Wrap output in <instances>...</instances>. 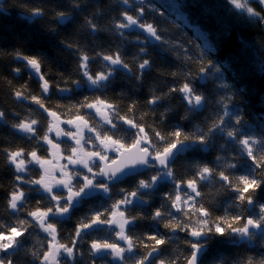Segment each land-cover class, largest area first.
Listing matches in <instances>:
<instances>
[{"label": "snow or ice", "instance_id": "1", "mask_svg": "<svg viewBox=\"0 0 264 264\" xmlns=\"http://www.w3.org/2000/svg\"><path fill=\"white\" fill-rule=\"evenodd\" d=\"M119 2L130 6V0ZM69 3L73 10H82L80 0H69ZM192 6L199 7V0H192ZM21 7H27L23 0ZM171 7L180 20H185L181 9L187 10L186 5L173 4ZM4 8L5 2L0 0V14H3ZM146 8L156 11L150 4L146 5L145 0H138L136 15H130L127 10L120 12L121 19L112 21L111 31L124 39L125 32L122 30H142L147 34L146 41L173 57L177 70L172 71L171 76L181 83L179 86L174 83L161 95L152 89L146 104L155 115L154 107L173 93H179L184 106L180 120L191 124V130H186V126L179 123L170 131L163 130L167 113L172 111L170 107H165L160 113L158 126L156 122L148 124L145 121L148 113L139 118L128 115L135 112L136 102L129 104L128 113L121 114L119 105L104 96L119 70H124L130 78L141 83L145 72H151L153 62L150 58L141 57V54L147 56L148 50L143 46L144 42L139 41V36L136 39L142 46L134 57L135 73L119 47L115 51H96L90 56L79 43L61 41L77 57L74 71L79 79H72L71 84L75 88L86 86L100 95L91 99L85 96L82 101L67 106L57 104L54 109L47 107L43 99L50 95L51 86L41 71L40 57L14 52L12 59L23 63L30 74H35L41 82V95H32L30 99L47 113V128L41 136V121L25 117L13 123L11 128L23 133L28 140H35L36 147L27 152L23 148L0 149L6 156L7 165L14 167L17 182L9 194L7 209L11 213L26 210L29 197L20 185L38 186L30 191L40 194L35 210L27 211L31 220L17 218L14 223L0 222V264H81L82 261L95 264L96 257L110 258V264H203V257L210 251L214 238H220L217 243L244 247L248 251L264 249V202L258 201L255 195L264 188V121L257 129L246 128L241 110L237 107L230 109L229 105L235 104L237 95L241 96L242 103L244 90L226 80L227 67L215 59L231 37L224 17L249 25L257 24L264 29V0H221L218 5H208V16L217 19L220 26L215 34L211 28H196V39L200 41L195 45L196 51L191 48V40L166 38L162 34L164 29L156 23L144 22ZM217 8L222 9L223 14L217 12ZM49 14L53 15V22L57 25L74 22V11L54 10ZM45 15V7L33 6L28 9L26 18L42 19ZM100 16L101 11L97 9L84 18L82 28L89 35L104 30L98 23ZM49 31L55 32V29ZM96 61L101 62L100 70L93 72L90 65ZM194 64L197 65L196 71L192 69ZM12 71L18 75L21 69L17 67ZM68 82L65 80V84ZM209 84L212 88L208 87ZM56 87L58 92L71 93L74 90L59 84ZM15 98L29 99L23 91H16ZM61 107H66L67 111L61 112ZM209 109L211 111L203 120L192 124ZM5 115L0 110V122L5 121ZM62 116L65 118L61 119ZM62 124L67 127H61ZM52 133L55 135H50ZM65 137L72 141L71 145L63 139ZM45 144L47 149H44ZM62 144L64 147H61ZM41 149L47 155H41ZM210 150L222 153L215 157L211 166L196 162L192 164V178H176L174 165L182 154ZM56 157L67 162L57 164ZM37 168L38 178H31L33 169ZM232 170H241L244 174L237 176ZM54 172L59 173L58 178L53 176ZM149 172L151 175L139 179L132 191L120 188L121 198L103 211L96 210L90 222L88 217L82 218L68 243L59 239L58 225L71 219L72 211L84 197L98 191L111 199L112 187L122 178L143 176ZM162 181L173 185V191L164 193V203L150 218L157 224L163 223L167 232L156 231L145 234L143 238L131 235V228L143 217L126 215L128 206L143 208L149 205L150 198L156 194ZM216 184L220 189L234 193L229 207L240 208L241 212H230L226 207L224 215L213 216L210 207L201 203L204 193L200 189ZM41 201H45L47 207L41 208ZM244 212L248 215L245 216ZM109 216L113 218H107ZM105 225L110 231L119 229L115 232L116 240L123 244L108 239H93L85 253L79 247L80 242L91 235V230H103ZM30 229H38L36 244L32 246L27 243L33 235ZM177 233H184L182 243L186 251L177 249L175 255H165L167 246L177 242ZM215 264H264V251L231 258L220 257Z\"/></svg>", "mask_w": 264, "mask_h": 264}, {"label": "trees", "instance_id": "2", "mask_svg": "<svg viewBox=\"0 0 264 264\" xmlns=\"http://www.w3.org/2000/svg\"><path fill=\"white\" fill-rule=\"evenodd\" d=\"M4 2V12L0 14V110L4 111L6 115L5 121L0 122V149L16 150L23 148L27 152L30 151V149L32 150L36 145L24 138L23 133L20 134L13 130L11 125L13 123H18L25 117L38 119L43 125V129L39 131V135L42 136L43 131L47 128V120L45 119L47 113H44L43 110L30 99L32 95H41V82L39 78L35 74H30V71L24 67L23 63L12 59V54L14 52L20 51L24 55L40 57L42 65L41 71L50 82L51 86L50 95L43 97V99L47 107L54 109L57 104L67 106L82 101L85 96L91 99L95 95H98L95 92L86 91V86L75 88V86L71 84L70 81L72 79H79L78 74L74 71L77 57L74 51L65 48L61 41L72 42L73 44L79 43L86 49L90 56L96 51H113L119 47L122 51L123 58L129 63L130 67H132L134 73L137 70L134 57L139 52V48L142 45L140 40V42L137 41L136 33L134 32L122 30L125 32V38L122 39L119 35L111 31L112 21L114 19H121V17L118 18L120 12L128 10L124 8L125 6L122 7V5H119L117 0H80L82 10H73L69 0H23V4L27 5V7L23 9L21 7V0H5ZM181 2L187 6L186 11H188V17L193 23L200 25L203 30L211 28L213 34H215L216 29L219 28L220 25L217 19L208 16V5H218L221 0H199V7L192 6V0H181ZM33 6L45 7V17L42 19H27V11ZM97 9L101 11L98 23L104 30L89 35L82 28L84 18L95 13ZM54 10L74 11V22L57 25L53 22V15L49 14L53 13ZM216 11L223 14L222 9L217 8ZM149 12L151 13L150 15H154V19L157 22L156 24L159 27H162L164 30H170L172 28L170 25V18L166 17L164 14L161 15L157 10L153 12L149 9L148 13ZM224 19L230 28L231 37L221 47L219 55L223 58L227 57V59L231 61L233 68L237 71V80L245 87V92L242 95V103L240 96L239 99H235V104H230L229 107L230 109L237 107L241 110L244 115L246 128L257 129L261 126L262 121H264V99L247 98L250 95L253 96L257 94L261 90L264 91V71L258 75L253 70L254 65L252 64V54L255 51L264 58V31H262L257 24L249 25L242 21L229 20L226 16ZM49 29H55V32H50ZM170 33H174V31L170 30ZM175 36L176 38L182 37L184 40H190L188 37L182 35L175 34ZM143 46L147 47L148 51L147 56L141 54V57L150 58L152 60L153 68L151 72H145L141 83L119 70L113 77L110 90L105 92L104 96L113 103L119 105L121 114L128 113L129 104L136 102L135 112L128 113V115H134L139 118L144 113H148L144 118L145 121L148 124L156 122L158 126L160 113L164 112L165 107H170L172 111L167 113L163 130L166 132L170 131L177 123L184 124L186 130H191V124L180 120V117L184 114V106L178 93H173L171 96L166 97L158 107H154L153 110L155 115H152V111H150L146 104L151 90L156 89V94L161 95L167 92L174 83L176 86H179L181 82L179 80L174 81L171 76V72L177 70V62L170 54L157 51L156 48L149 45L148 41H145ZM191 48L193 51H196L194 42L191 44ZM237 60H239L240 63ZM247 63L250 65L249 72L246 70ZM100 66V61H96L90 65L93 72L100 70ZM17 67L21 69L18 75L12 71V69ZM192 69L196 71L197 65H192ZM65 80L69 82L65 84ZM58 84L61 87H69L74 90L71 93L58 92L56 87ZM208 87L212 88L210 85H208ZM16 91H23L29 99L17 100L15 98ZM60 111H67V108L61 107ZM210 111V109L206 110L204 116H201L199 120L192 121V124L199 123ZM64 118L63 116L61 117V119ZM46 147L47 145H44V149H47ZM44 149H42V151H44ZM220 154L222 153L218 150L182 154L181 158L177 160L174 165L176 178L178 180L192 178L194 175L192 164L199 162L211 166L215 157ZM232 171L233 174L237 176L244 174L241 170ZM147 174L151 175L150 172L146 173V175ZM144 176L145 175L137 176L135 178V184L138 177L143 178ZM15 185L16 180L12 173L11 166L7 165L5 154L0 152V222L4 224L14 223L17 218L28 219L26 217L28 211L27 205H25L26 210L19 213H11L10 210L7 209V200ZM200 190L204 193L201 203L210 207L213 216L224 215L225 208L229 207V201L234 199V193L220 189L219 184L215 186L208 185L202 187ZM172 191L173 185L162 181L157 186L156 194L150 198L149 205L143 208L128 207L129 211L125 213L126 215L143 217L136 221L135 227L131 228V235L143 238L145 234H152L156 231L160 233L167 232V229L163 227V223L157 224L151 220L150 217L151 214L164 203L162 199L164 193ZM255 195L258 201L264 202V188L258 190ZM101 196L98 194L94 197L85 198L82 204L72 211L71 219L64 223L63 228L67 229L69 234H72L74 222L79 223L84 217H88V221L90 222L91 216L96 210L102 211L107 207V205H105L103 209L100 208ZM38 199H40V197L36 196V199H28L27 203L30 207H33L36 205ZM40 206H42V201ZM229 211L239 213L241 209L229 207ZM256 211H258V209ZM173 212L175 213V210H173ZM243 214L245 216L248 215L247 212ZM32 231L35 239L36 230ZM89 236L90 238H85L79 245L85 253L87 252L91 240L104 239L102 230L93 229ZM72 238L73 237L70 235V240ZM184 238V233H177V242L167 246L165 255H175V250L177 249L186 251L182 243ZM218 239L220 238L213 239L210 245V251L203 257V264H215L216 259L220 257L231 258L241 254L250 255L259 251H264V249L259 248L248 251L244 247L217 243L216 240ZM34 241H36V239ZM140 251L143 252V248H141ZM81 264H85V262L82 261ZM87 264H91V261H87ZM95 264H110V261H100V259L96 257Z\"/></svg>", "mask_w": 264, "mask_h": 264}, {"label": "bare ground", "instance_id": "3", "mask_svg": "<svg viewBox=\"0 0 264 264\" xmlns=\"http://www.w3.org/2000/svg\"><path fill=\"white\" fill-rule=\"evenodd\" d=\"M5 1V0H4ZM176 1L178 4H182L181 0H174ZM85 2V1H84ZM117 3L119 5H122V7H124L125 5H123L122 3L119 2V0H117ZM138 4V0H130V6H125L124 8H127L128 12L130 15H136V11H135V7L137 6ZM145 4L146 5H151L153 8H155V10L159 11V13H162L164 14L166 17L170 18V25H171V29L172 31H174V33H170V30H164V32L162 33L166 38H170V39H175L176 36L175 34L177 35H182V36H185V37H188L191 41H192V44L194 42V45H196L197 43H200V41H198L196 39V35H195V30L197 27H200V25H197L196 23H193L190 18L188 17L189 14H188V11L186 10H182L181 11L183 12V15L185 17V20H180L178 18V13L175 11V9H173L171 7L172 5V2L171 0H145ZM148 8H146V11H145V15L143 17V21L146 22V23H157L156 20L154 19V15H150L151 13L149 12L148 13ZM22 18V17H21ZM118 18H120V16H118ZM24 19V18H22ZM29 21V20H28ZM111 23V22H110ZM112 24V23H111ZM161 29H163L162 27H160ZM261 29V27H260ZM203 30V29H202ZM262 31H264V29H261ZM124 31H131V32H134L136 33V37L139 36V40L141 42H145V38L147 36L146 33L142 32V30H139V29H124ZM149 45H151L152 47L153 46V43L152 42H149ZM155 48V47H154ZM115 50V49H114ZM113 50V51H114ZM157 50V49H156ZM160 52V50H157ZM195 51V50H194ZM103 52H109V51H103ZM162 53V51H161ZM215 55V54H214ZM215 59L217 60L218 63H221V64H224L226 67H227V71L225 72V77H226V80L230 83V84H234L236 88L238 89H243L244 91L242 92V95L243 93L245 92V87L243 86V84H241V82H239L236 78V73L237 71H235V69L233 68L232 66V63L230 60L227 59V57H221V55H215ZM252 60H253V70L258 74L260 75V73L262 72V66H264V58L261 54H259L257 51H255L253 54H252ZM239 63L240 61L237 60ZM247 72L250 71V65L247 63ZM252 68V67H251ZM122 72H125L124 70H121ZM126 73V72H125ZM127 74V73H126ZM128 75V74H127ZM211 87L212 85L209 84ZM86 91H89V92H94L92 89L88 88V87H85ZM263 90H261L260 92H258L257 94L255 95H250L248 96L247 99H264V91L262 92ZM97 93L98 95L100 94L99 92H95ZM179 95V93H178ZM240 95H237L235 97V99H239ZM18 132V131H17ZM20 133V132H19ZM22 134V133H20ZM28 140V139H27ZM30 141V140H29ZM31 143H33L34 145H36V141L35 140H31L30 141ZM36 147V146H35ZM31 151V149H30ZM43 152V153H42ZM44 151H40V154L41 155H44ZM124 178H122L123 180ZM17 183V182H16ZM131 184L130 182L128 181H121L120 183L116 184L115 186L117 185H121L119 187H116L114 188L113 190V193H112V196L116 197L118 196L119 194V189L120 188H124L126 189V187L124 185H129ZM31 187V189H33V186L32 185H29ZM127 190V189H126ZM36 196H38V193L35 192V191H30L28 193V197L29 199H34ZM93 197L96 196L95 194L92 195ZM90 196V197H92ZM87 196V198H90ZM86 198V199H87ZM108 199V198H106ZM109 200V199H108ZM131 207V205H130ZM28 211L32 210L33 208H30L28 207ZM133 208V207H132ZM26 217L31 220V217H28L27 214H26ZM112 219V218H111ZM106 228V227H105ZM107 229V228H106ZM103 233V231H102ZM105 234L107 235V239L109 241H113V242H117L115 240V238L113 237V233L110 232V231H106Z\"/></svg>", "mask_w": 264, "mask_h": 264}, {"label": "flooded vegetation", "instance_id": "4", "mask_svg": "<svg viewBox=\"0 0 264 264\" xmlns=\"http://www.w3.org/2000/svg\"><path fill=\"white\" fill-rule=\"evenodd\" d=\"M97 119H99L98 117H97ZM65 127V126H64ZM66 128V127H65ZM50 135H52V136H54L55 134L54 133H52V134H50ZM67 143H69V144H72V142H70V141H68L67 139H66V137L65 138H63ZM46 145V144H45ZM46 148H48V145H47V147ZM45 155H47V153L45 152L44 153ZM57 164H63V163H66L67 161H65V160H62V159H59V157H56V161H55ZM31 167V166H30ZM11 169H12V173H13V175L15 176V172H14V167L13 166H11ZM35 171H33L32 172V177L31 178H38V175H37V172H38V168L37 169H34ZM145 176L143 177V178H147L148 176H150L149 174H144ZM53 176H55V177H59V173L58 172H54L53 173ZM137 176H135V177H125L122 181H129L131 184H129V185H124L125 187H126V189H127V191H132V189H133V185H135V178H136ZM50 179V178H49ZM139 179H141L140 177H138L137 178V181L139 180ZM54 182V181H53ZM29 185H31V184H23V185H20V188H21V190L22 191H25L27 194L30 192V189H31V187L29 186ZM27 186V187H26ZM33 186V188L34 187H38V186H34V185H32ZM119 186H121V185H117V186H113L112 187V192H111V199H106V197L102 194V193H100V192H95L94 194L95 195H102L101 197H102V199H101V201H100V208H102L103 209V207L105 206V205H107V207H109L115 200H118V199H120L121 198V196H120V194H118V196H116V197H114V196H112V193H113V190H114V188H116V187H119ZM14 189V188H13ZM65 195H66V192L64 193ZM38 196L40 197V194L38 193ZM88 197H90V196H88ZM85 198H87V197H84L83 198V200L85 199ZM29 199V198H28ZM35 199H36V197H35ZM81 204H82V202H81ZM80 204V205H81ZM27 205V204H26ZM36 206V205H35ZM79 206V205H78ZM130 206V205H129ZM128 206V207H129ZM34 207V206H33ZM45 207H47V203L45 202V201H42V206H41V208H45ZM32 210H35V208H33ZM104 210V209H103ZM102 210V211H103ZM107 218H109V219H111L112 217L111 216H109V217H107ZM68 220H66V222H67ZM64 223L65 222H63L62 224H59L58 225V228L60 229V236H59V239L62 241V242H64V243H68L69 241H70V235L72 236V234L70 233L69 234V232L68 231H64V228H63V226H64ZM78 223H76V222H74V227H73V231H74V228L76 227V225H77ZM107 229H106V228ZM102 228H103V230L102 231H110L109 230V228H108V226L107 225H105V226H102ZM30 231H32L31 229H30ZM116 231H119V229L118 228H116L115 230H112V231H110V232H112L113 234V237L115 238V240H116V236H115V232ZM36 233L38 232V229L35 231ZM105 232H103V236H104V239H107V235L105 234ZM32 233H33V231H32ZM40 235L41 236H43L44 234L43 233H40ZM85 238H90V236L88 235V236H85L84 238H83V241L85 240ZM35 239H34V236L32 235V237H30V239H28V245L29 246H32V245H35L36 244V241H34ZM117 241V240H116ZM32 242V243H31ZM118 243H121V244H123V242L122 241H117ZM100 259V258H99ZM100 261H110V258H104V259H100Z\"/></svg>", "mask_w": 264, "mask_h": 264}, {"label": "rangeland", "instance_id": "5", "mask_svg": "<svg viewBox=\"0 0 264 264\" xmlns=\"http://www.w3.org/2000/svg\"><path fill=\"white\" fill-rule=\"evenodd\" d=\"M171 2H172V5H173V4H178V3H177L176 1H174V0H171ZM64 126L67 127V125H63V124L61 125V127H64ZM73 131H75V129H73ZM66 139H67V138H66ZM70 142H72V141H70ZM67 144H68V145H71V144H69V143H67ZM61 147H64V145L62 144ZM53 151H54V150H53ZM44 155H45V154H44ZM49 158L51 159L52 157H49ZM29 159H30V157H29ZM33 171H35V170L33 169ZM26 187H27V186H26ZM27 206L30 207L28 203H27ZM35 207H36V206H34V207H30V208H35ZM28 209H29V208H28ZM64 231H67V229H64Z\"/></svg>", "mask_w": 264, "mask_h": 264}, {"label": "water", "instance_id": "6", "mask_svg": "<svg viewBox=\"0 0 264 264\" xmlns=\"http://www.w3.org/2000/svg\"><path fill=\"white\" fill-rule=\"evenodd\" d=\"M113 218V217H112ZM118 218V217H117Z\"/></svg>", "mask_w": 264, "mask_h": 264}]
</instances>
